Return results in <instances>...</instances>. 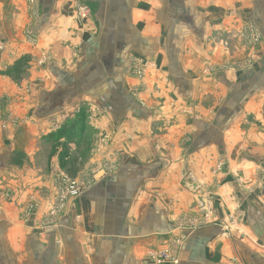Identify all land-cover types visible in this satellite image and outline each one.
I'll return each instance as SVG.
<instances>
[{"label": "crops", "instance_id": "crops-1", "mask_svg": "<svg viewBox=\"0 0 264 264\" xmlns=\"http://www.w3.org/2000/svg\"><path fill=\"white\" fill-rule=\"evenodd\" d=\"M28 5L0 0V264H154L149 254L173 246L177 221L205 219L200 206L211 220L181 240L178 264H264V0ZM252 26L254 70L202 74L224 56L245 59L239 38ZM42 54L52 60L38 67ZM133 56L151 64L143 94H131ZM102 160L112 169L84 171L81 195L41 229L52 168L77 176ZM255 180L242 196L237 182Z\"/></svg>", "mask_w": 264, "mask_h": 264}, {"label": "rangeland", "instance_id": "rangeland-1", "mask_svg": "<svg viewBox=\"0 0 264 264\" xmlns=\"http://www.w3.org/2000/svg\"><path fill=\"white\" fill-rule=\"evenodd\" d=\"M77 1H78V3H80V0H77ZM23 2H25V4H29L28 6L35 4V0H23ZM78 6L82 9H84L85 12L83 14L86 17L87 16L86 7L81 6L80 4H78ZM80 13L78 12L77 16L79 18V21L80 20L83 21V19L80 18ZM247 35L249 37H247ZM255 36H257L258 38H253ZM239 39H241V41L246 46H248L249 50H251V52L247 51V49L243 50V51H247L249 53V55H245V59H238V61H236V60L227 59V57L224 56V59L221 60L219 63L213 64V65L207 64V66L203 70L202 74L207 75V74H212V73L218 72V71H221L223 73H244V72H250V71L254 70L255 67L257 66V63H258L259 58H260V56L258 54H254V51L258 48V45L261 42L260 33L257 31L256 27L252 26V27H250L247 34L244 37L241 36ZM30 40H31L30 42L32 44H34L33 43L34 38L31 37ZM226 41H228V40L222 39L218 44L225 47V49H229V44H227ZM205 44L207 46H210V48H211V53L209 54V57H210L209 60L212 61L215 57L212 54V52H213V48L217 44V40L214 38H212V39L208 38V40L205 41ZM3 49H4V45L0 44V51H2ZM251 53H253V54H251ZM50 59L52 60L51 54H44V55L42 54L41 56H39L37 58L36 65L38 67H42L43 65L45 66L46 61L50 60ZM130 65H131L130 73L132 75L131 77L135 82L133 90H132L133 93L131 92V94L134 95L135 91L138 94L140 92L143 94L147 90L146 77H147L148 69L151 67V64L147 60H145L144 58H139V57L133 56V59H131V61H130ZM212 75H214V74H212ZM17 78H20V76ZM135 85L137 87L136 90H135ZM85 121H86V118H84V117L82 118L81 116H79L75 122L83 123V125H84ZM1 129H6V125L1 126ZM99 141H101V142H99ZM103 141L108 142L109 137L106 136L105 139H102V137H100L98 140L99 143L104 144ZM81 142L82 141L77 140L76 144L81 145ZM106 145H107V143H106ZM79 148L80 149L82 148L83 152H87L88 149H90L89 145L80 146ZM79 152L80 151H78L77 153L79 154ZM51 157H53V156H51ZM51 157H50V159H51ZM107 157L108 156L106 155V158ZM107 160H110L109 162H112L111 157H108ZM100 164L103 165L102 168H97L96 166H94V168H93L92 165H89L88 167L86 166L87 168L84 169L82 172H80V174L77 176H76V174L74 176L69 174L68 172H70V171H69L68 167L66 169L64 166L60 167L59 165H57L56 167L58 169H60L61 171L58 169L52 168V170H57L55 173L56 186H55V192H54V199H53L52 204L48 207L47 214H46L45 219L43 221L44 223L40 226L41 229L47 227V225H49V224H52L54 222V219L58 216L61 209L66 208L70 199L61 200L60 199V193L64 188H67L64 185L68 181L76 182L77 184L80 185V189H81L85 186V183H87L86 182L87 179L83 175V174H86V172L84 173V171H87L88 173H90L91 174L90 177H91V176H95L98 171H101V170H109L110 171L112 169V167L110 168L109 166H107V163L104 162L103 160ZM221 168H223V164H221V165L217 164L215 169H213L214 171L212 173L213 174L219 173L221 171ZM255 181H256L255 183L253 181V182L246 183V184H241L240 182H237V184L239 185V191L242 192V194H241L242 196L245 194H247V195L252 194L258 187H261V182H259L257 180H255ZM62 186H63V188H62ZM240 199L244 200V198H240ZM209 204H211L212 207H214V202L212 200H211V202L209 200ZM209 204H207V205H209ZM35 205H36L35 203H30L27 206V208H26L27 212H26L24 218H22V220H21L25 224L27 223V221L29 220V218L31 217L33 212L35 211V208H36ZM208 209H210L209 206L206 209L203 206L199 207V211L201 213H203V215L205 213V219H203L201 221H197V220L186 221L185 219H183L184 221L182 223L177 221L176 225H177V228H179V229H176V230L179 233L176 232L178 237L176 236L177 238L174 239L175 242H173V246H169L167 249L166 248L165 249H159V250H156L154 252H151L149 254L151 261H153L154 264H156L154 260L159 261L160 262L159 264H178V262H179L178 256H179L180 251H181V243H182L181 240H184L188 236V234H190L193 230L202 227L204 225V223H205L204 221L206 219L211 220V218L209 217L210 212L208 211ZM239 217H241V214L239 212H237V211L233 212L232 214H230L228 216V222L229 223L232 221L234 222V221L238 220ZM180 219H182V217ZM230 226L231 225H229L228 229L236 230V232L239 233V230L237 229L236 226H231V227ZM155 254H156V256L158 255L157 259L154 257Z\"/></svg>", "mask_w": 264, "mask_h": 264}, {"label": "built area", "instance_id": "built-area-1", "mask_svg": "<svg viewBox=\"0 0 264 264\" xmlns=\"http://www.w3.org/2000/svg\"><path fill=\"white\" fill-rule=\"evenodd\" d=\"M82 11V12H81ZM81 12V13H80ZM85 11L84 9L80 8L79 7V13H80V18L81 19H84L85 18V15L83 14ZM248 30H245L244 33H242L243 37L247 34ZM253 38H258L257 36L253 37ZM220 167V166H219ZM66 183V182H65ZM65 187L67 188H64L61 193H60V199L61 200H67V199H71V198H75V197H78L81 195V193L83 192V188L80 189V185L77 184L76 182L74 181H68L65 185ZM63 188V186H62ZM167 252V251H166ZM160 255V254H159ZM156 259L158 257V255L154 256ZM156 264H159L160 262L157 261V260H154Z\"/></svg>", "mask_w": 264, "mask_h": 264}]
</instances>
